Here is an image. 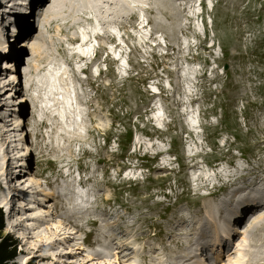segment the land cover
<instances>
[{
	"label": "rangeland",
	"instance_id": "374dc122",
	"mask_svg": "<svg viewBox=\"0 0 264 264\" xmlns=\"http://www.w3.org/2000/svg\"><path fill=\"white\" fill-rule=\"evenodd\" d=\"M33 1L26 39L10 46L23 63L19 112L32 150L30 188H9L16 205L3 233L18 243L14 264H211L214 222L232 230L220 238V264H264V207L242 226L225 217L238 191L264 197V0H145L140 9L135 0H47L40 22ZM82 43L85 62L73 50ZM81 64L71 76L79 115L57 120L43 77ZM33 88L49 109H37ZM10 140L19 170L21 141ZM42 195L48 202L37 203ZM121 246L129 255H117ZM95 247L110 251L98 258Z\"/></svg>",
	"mask_w": 264,
	"mask_h": 264
},
{
	"label": "bare ground",
	"instance_id": "6f19581e",
	"mask_svg": "<svg viewBox=\"0 0 264 264\" xmlns=\"http://www.w3.org/2000/svg\"><path fill=\"white\" fill-rule=\"evenodd\" d=\"M2 1L5 4H7V6H4V8L2 9V11L0 12V53L5 54V53H7V49L10 46H13L11 42L12 41H15V39L17 37L16 33H14L15 26L16 25L18 26L20 24H23V25H26V26L28 25L27 20H28L29 17H27V16L29 15V11L27 9H28V5H29L30 0H2ZM43 1L44 0L37 1V3H36L37 6L38 5H42L43 4ZM49 1L47 2V5L50 4ZM81 1L84 2L85 0H81ZM86 1H87V5H88V2L89 1L88 0H86ZM100 1L105 2V1H108V0H100ZM134 2L137 3V7L138 8H139V6L141 7L142 5L145 4V0H135V1H132V3H134ZM20 5H22V8L23 9H19V6ZM47 7H45V9ZM47 10H49V9L47 8ZM11 11H13V13ZM184 12H185V10H184ZM106 13L107 12H105V15H106ZM45 14H46V10H43V13L40 15V17L37 20L40 22L45 17ZM138 21H139V18L137 17L136 18V22H138ZM105 22H107V21H105ZM9 25H10V30H9V33H8V32H5L3 28H6L7 31H8V27L7 26H9ZM137 28H143V23L142 22H138ZM111 35L115 39V42H117V44L120 45L121 38L119 37V35L118 34H111ZM21 38L25 39L24 37H21ZM39 38L40 37H39V35L37 33L36 36H35V40L36 39H39ZM31 41H33V40H31ZM31 41H29V42H28V40H26V42L23 41V42H25L23 44L27 45L26 47H28V46H30V44L31 45L33 44V42H31ZM40 42L46 43L43 40H41ZM80 47L81 46H78L77 48H73V50L74 49L77 50V51L75 50V55H77V58L80 59L79 62L88 61L91 58V57H89L91 55L90 54L91 49L89 47H87V44L83 45V43H82V48H80ZM12 50H13L12 51V54H14V56H16L19 53V52H17L14 49H12ZM2 54H0V55H2ZM107 56H108V53H107ZM21 63H22V61H21ZM76 63H77V61H76ZM3 64H5V63H3ZM83 66L84 65H82V64L80 66L75 65L76 69H75V74L74 75H69L68 72H66V70H63V71H59L57 74H54V73H51L50 71H48L47 75L45 74V76L43 77V81L45 82V85H46L45 86V89H44L45 90V93L46 94L48 93L49 95H52L53 94L54 96H56L55 97L56 99L52 98L51 101H54V105L53 106H55V110L53 112H55V114L57 113V120H64V118L67 117L68 112L72 115V118L75 115H76V117L79 115V114H76V109H77L76 103H77V101L74 100V98L72 97V94H74V88L72 86L73 85V83H72V80L73 79H71V76H73V77L74 76L75 77H79V72H81V69H83ZM73 72H74V69H73ZM88 72L90 73V77L91 78H97L99 76L98 72L95 69H93V67H91ZM91 73H93V74H91ZM8 77L13 78V80L11 81V83L14 84L15 83L14 81H16L17 78H19V75L17 73H15L14 75L8 76ZM178 77L181 78L182 76L180 75ZM52 79H54L53 82H52ZM20 81L22 83V79L21 78L19 79V83H20ZM1 85L4 86L5 83L4 82H1ZM61 88L63 89V91L66 92L65 96H67V98L69 97V99H67L66 97L64 98V95L62 93H60L61 92L60 90H62ZM34 91H35V88H33V92ZM5 94H6V92H5ZM32 95L35 97L34 99H36L37 109H39L40 111H45V110L49 109L48 107H46V106L44 107L42 105V102L43 101L40 100V97L38 98V96L35 94V92L32 93ZM194 96L195 95L191 94V97L192 98ZM12 99H14V98L12 97L11 94H9V95L6 96L7 103L12 104L13 103V100ZM23 100H24L23 97L20 98L19 100H17L15 102V108L13 107V109H11V110L4 109L3 110V114L5 112H8V111H11V112L13 111L14 113H16V111L19 109V105L23 102ZM73 101H74L75 107H73L71 109ZM155 111L158 112V110H155ZM20 114L23 115L22 110L20 111ZM14 117H15V120H17V118H16L17 117V114H14ZM35 118H36V121L41 122L37 118V113H36ZM21 119L22 118H20L19 124L20 123L23 124V121ZM1 120L3 122H6V120H5L4 117L1 118ZM23 120H25V118H23ZM161 120H162V117L151 119L152 124L153 123L155 124L153 126L156 129H160V127H162ZM76 121L79 124H81V120L80 119H79V121H78V119ZM6 126L7 125H5L3 123L0 125V128L2 129V131H5L4 129H6ZM16 127H17V125H16ZM23 130L24 129H22V132H23ZM192 132L194 134V131H192ZM4 137H5L4 138V141L0 144V156H1V161H3V162L7 159V154L5 152V148L9 144V141L6 140L7 136H4ZM18 143H19V145H21V148L18 149V153L21 152V155L22 156H27L28 155V152H29V149H30V147L28 146V144L25 143V146H23V143L22 142H18ZM27 161L28 160H25V162L22 164L23 165L22 166L23 168H25V166L26 167L28 166V168L30 167V163L27 164ZM2 169H3V167H1L0 170H2ZM26 181H31V180L28 178V180L23 181L19 186H17L18 189H25L26 190V189L30 188V187H26L27 186V184H25ZM2 184H3V187H2V190H1V199H2L1 201H3L2 204H3V207L5 208V214H6V211H7L8 207L11 206L12 202L15 199L14 200H11L14 196H10L11 195V192H10L9 188H10L11 182L9 184L3 182ZM30 185L32 186V184H30ZM32 191H35V188L31 189L30 192H32ZM17 192L20 193V191H17ZM30 192H28V193H30ZM239 192L240 191H238L239 196L238 195L237 196L236 195L232 196V203H231V208L233 210L232 211V214L231 215H228V216H225V217L226 218L228 217L227 218L228 221L230 219H238V221H239L238 224L240 226H242V225H245L248 221L254 222L255 221V217L258 214V212H260L261 208L260 207H257L256 209L254 208V207H256L257 202H260V200L258 201V198H256V196L252 195V193L246 194V193H244V191H241L240 193H242V195H240ZM255 192H257V190ZM243 199L245 201H243ZM263 199H264V197H263ZM41 200H42L43 203L46 202L47 201V195H42L40 198H38L37 203L40 202ZM29 203H30V205H29L30 211H34L35 210V206H36L34 204V201H29L27 203V205ZM13 206H12V208H13ZM248 206H252V207L254 206V207L250 211H248V213H247V214H249L248 216H245L244 218L239 219L241 217V214L239 213L238 210L244 211L245 208H248ZM23 215H25V213H23ZM36 216H37L36 218H33V217L31 218V216H30L29 218H27L25 220V223H24L25 228L24 229L26 231L27 230L28 231L35 230L37 228V226L41 222L40 221L41 215H38L37 214ZM248 217H249V219H248ZM246 219H247V221H245ZM5 220H7V225H8L9 219H6V216H5ZM33 221L36 222V224H30L29 226L36 225V226H34L36 228H34V227H31V228L28 227L27 226L28 225L27 223H30V222H33ZM210 221L214 222L215 221V218L211 219ZM212 225H215L214 228L219 229L220 232L219 231L218 232L217 231H214V233L212 232L214 234V236L212 237V242H211L212 244H211V246L209 245V247H211L213 249H216V251H215L216 253L215 252H212L213 250L211 251L210 255L212 256V258H211L210 261L213 262L211 264H220L221 263V260H222L221 256L223 255V252H221V244H222V242H220V238H229L228 240H230V237L232 235V230L226 229V228L223 229V228H221L218 225L220 227L219 228L217 226V222L216 223L214 222ZM16 226H19V224H17ZM244 232H245V230H244ZM106 246L109 247L110 244H108V245L106 244ZM117 248H116V250H121V251H117V255H120V254H124L123 256L129 255V254H126V252L128 251L129 248L126 247V249H125L122 246L121 247H117ZM198 250L200 251V249H198ZM107 251H110V249H106L103 252L100 251V253H105ZM113 254H114V252H113ZM133 254H134V252H133ZM41 256H43V255L41 254ZM262 259L264 260V256H263ZM25 261H27V260H25V259L24 260H21L20 261V264H24ZM230 264H247V262L242 257L240 259H236V260L232 261Z\"/></svg>",
	"mask_w": 264,
	"mask_h": 264
},
{
	"label": "trees",
	"instance_id": "16d2710c",
	"mask_svg": "<svg viewBox=\"0 0 264 264\" xmlns=\"http://www.w3.org/2000/svg\"><path fill=\"white\" fill-rule=\"evenodd\" d=\"M4 231V222L3 214L0 209V264H14V259L17 253L16 240L13 239L12 235L9 233H3ZM34 264V263H26Z\"/></svg>",
	"mask_w": 264,
	"mask_h": 264
},
{
	"label": "water",
	"instance_id": "95a60500",
	"mask_svg": "<svg viewBox=\"0 0 264 264\" xmlns=\"http://www.w3.org/2000/svg\"><path fill=\"white\" fill-rule=\"evenodd\" d=\"M1 196V195H0Z\"/></svg>",
	"mask_w": 264,
	"mask_h": 264
}]
</instances>
